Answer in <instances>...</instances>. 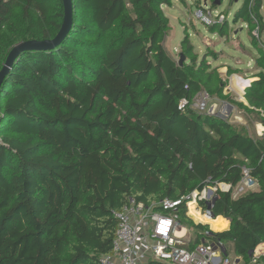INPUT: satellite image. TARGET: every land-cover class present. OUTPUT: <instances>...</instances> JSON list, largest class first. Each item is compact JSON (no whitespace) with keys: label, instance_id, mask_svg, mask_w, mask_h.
<instances>
[{"label":"trees","instance_id":"obj_1","mask_svg":"<svg viewBox=\"0 0 264 264\" xmlns=\"http://www.w3.org/2000/svg\"><path fill=\"white\" fill-rule=\"evenodd\" d=\"M170 4L73 0L66 39L14 62L0 89V264H101L114 212L130 199L179 202L223 182L231 189L199 207L224 229L195 223L187 201L169 211L193 229L190 248L211 238L249 264L264 243V136L193 107L202 91L232 96L218 69L198 63L188 35L183 65L168 52ZM262 7L243 0L233 20L248 25L258 51L248 104H239L264 124V44L254 34L264 33ZM64 17L63 0H0V72L15 45L53 39ZM228 25L209 29L226 36ZM245 169L257 188L234 197Z\"/></svg>","mask_w":264,"mask_h":264},{"label":"rangeland","instance_id":"obj_2","mask_svg":"<svg viewBox=\"0 0 264 264\" xmlns=\"http://www.w3.org/2000/svg\"><path fill=\"white\" fill-rule=\"evenodd\" d=\"M171 1L172 4L163 6L172 27L170 35L165 43L168 52L179 61L182 40L188 35L194 46V51L198 55V63L206 58L211 66V70L218 69L221 76L227 81V87L224 93H230L232 96L231 100H226L218 96H210L208 94L210 96L209 104L215 107L216 116L228 120L238 128H246L249 135L254 138H262L264 136V131L261 133V127L259 129V126L261 124L263 125V123L259 121V116L256 113H247L239 104L241 102L248 104L243 97L246 87L251 83L242 90L234 87L235 75L246 77V75L252 74L255 69H257L256 71L259 70L256 66L258 51L252 44V37L248 25L243 21L235 23L233 20V16L237 9L243 4V0H223L222 3H217L218 6L215 10L211 9L210 0ZM201 8L205 10L204 16L206 15V17L203 16L204 18L197 16V12ZM261 14L264 17V0ZM224 20H227L229 23L228 35L221 36L218 33H212L210 31L209 24L214 22L221 23ZM256 37L260 43L264 44V33L260 34L258 32ZM230 69H233L234 73H229ZM197 96V99H200L204 96V91L198 93L196 97ZM253 189H256V187ZM248 191H252V189L240 190V187H237L234 192V197H239ZM189 214L190 204H188L187 212V215L190 217L191 214ZM192 220L195 223L198 222L195 219ZM184 225L188 228V225L185 223ZM209 228L212 230L210 224ZM193 232V229L190 228L189 233L191 239ZM211 244L214 245L212 239Z\"/></svg>","mask_w":264,"mask_h":264},{"label":"built area","instance_id":"obj_3","mask_svg":"<svg viewBox=\"0 0 264 264\" xmlns=\"http://www.w3.org/2000/svg\"><path fill=\"white\" fill-rule=\"evenodd\" d=\"M204 11L200 9L197 16L206 17ZM254 34L257 36V30ZM197 98L198 96L192 104L197 111L216 115L215 107L209 104L208 93L204 92V96ZM186 103L183 101L182 106ZM260 126L262 133L264 124ZM256 186L249 170L245 169L238 188L247 190ZM230 187L226 183H219L216 186L208 185L202 190H195L183 197L181 201H188V204L193 202L201 211L199 208L201 201L211 200L218 190L229 191ZM181 201L166 200L147 205L130 199L120 211L114 212L118 225L113 249L110 254L101 257V264H247L241 256L224 255L220 247L211 244V240L190 248L192 243L190 231L180 223L176 213L169 212ZM259 258L260 254L255 253L249 264H259Z\"/></svg>","mask_w":264,"mask_h":264},{"label":"water","instance_id":"obj_4","mask_svg":"<svg viewBox=\"0 0 264 264\" xmlns=\"http://www.w3.org/2000/svg\"><path fill=\"white\" fill-rule=\"evenodd\" d=\"M63 2L65 8V17L58 34L53 39L22 41L15 45L11 50L3 69L0 72V89L6 75L9 73L14 62L17 58H19L20 55L33 50H53L66 39L73 27V0H63ZM216 3L220 4L221 1L216 0ZM184 60L185 56L181 53L179 59L180 65H183Z\"/></svg>","mask_w":264,"mask_h":264},{"label":"bare ground","instance_id":"obj_5","mask_svg":"<svg viewBox=\"0 0 264 264\" xmlns=\"http://www.w3.org/2000/svg\"><path fill=\"white\" fill-rule=\"evenodd\" d=\"M249 83L247 80H244L242 77H240L238 75L234 76V84H235L234 87L240 88V90L244 89L245 86H247ZM190 214L189 215H190V217H192V219H195L198 222L202 221L201 223L210 224L214 231L224 229V227L219 225L215 219H213L211 217H207L208 215L206 216L200 210H198L196 208V204L193 202L190 203Z\"/></svg>","mask_w":264,"mask_h":264},{"label":"crops","instance_id":"obj_6","mask_svg":"<svg viewBox=\"0 0 264 264\" xmlns=\"http://www.w3.org/2000/svg\"><path fill=\"white\" fill-rule=\"evenodd\" d=\"M256 67V66H255ZM235 69H236V67H235ZM257 69H255V71L254 72H252V74H249V75H246V77L245 76H242V78L244 79V80H247L248 81V83L251 81H254L256 78L254 77V75L255 74H257L258 72H259V70L258 71H256ZM238 76H240V75H238ZM241 77V76H240ZM250 82V83H251ZM261 127V126H260ZM229 221V220H228ZM229 226H230V221H229V225H228V228H229ZM227 228V229H228ZM226 230V229H225ZM256 252L258 253V254H260V255H263L264 254V243H262V244H260L258 247H257V249H256Z\"/></svg>","mask_w":264,"mask_h":264},{"label":"clouds","instance_id":"obj_7","mask_svg":"<svg viewBox=\"0 0 264 264\" xmlns=\"http://www.w3.org/2000/svg\"><path fill=\"white\" fill-rule=\"evenodd\" d=\"M245 93V92H244ZM244 98V97H243ZM224 183V182H223ZM257 188V187H256ZM230 189H231V187H230ZM253 190V189H252ZM214 196V195H213ZM213 198V197H212ZM206 201H209V200H206ZM188 202V201H187ZM181 203V202H180ZM180 203H178V204H180ZM177 204V205H178ZM200 206V205H199ZM187 208H188V203H187ZM200 208V207H199ZM198 209V208H197ZM201 209V212L203 213V211H202V208H200ZM172 210V209H171ZM199 210V209H198ZM204 215H208V214H205V213H203ZM209 216V215H208ZM210 217V216H209ZM196 223H200V222H196ZM202 224H207V223H202ZM183 225V224H182ZM209 225V224H208ZM185 226V225H184ZM186 227V226H185ZM187 228V227H186ZM188 230L190 231V229L188 228ZM213 230V229H212ZM214 231V230H213ZM215 232H218V231H215ZM210 240V239H209ZM257 249V248H256ZM255 253H257L256 252V250H255ZM258 254V253H257ZM255 255V254H254ZM264 255V254H263ZM263 255H260V257L261 256H263Z\"/></svg>","mask_w":264,"mask_h":264}]
</instances>
